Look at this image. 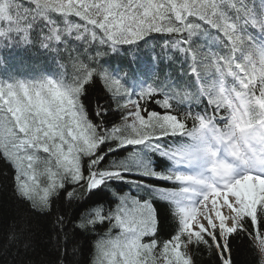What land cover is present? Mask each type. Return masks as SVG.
<instances>
[{
    "label": "snow or ice",
    "instance_id": "obj_1",
    "mask_svg": "<svg viewBox=\"0 0 264 264\" xmlns=\"http://www.w3.org/2000/svg\"><path fill=\"white\" fill-rule=\"evenodd\" d=\"M21 47L51 70L0 76V160L20 210L54 217L58 264L69 224L89 264H235L234 240L264 264V0H0V50Z\"/></svg>",
    "mask_w": 264,
    "mask_h": 264
},
{
    "label": "trees",
    "instance_id": "obj_2",
    "mask_svg": "<svg viewBox=\"0 0 264 264\" xmlns=\"http://www.w3.org/2000/svg\"><path fill=\"white\" fill-rule=\"evenodd\" d=\"M21 49L23 52H21L20 48H16L15 54L12 55L23 56L28 62L36 63L37 65H39L38 63H44V70H51L50 61L39 51L25 50L22 47ZM0 53L4 58V63L0 64V69L6 70L9 64L5 59L9 57V51L1 50ZM156 53L163 54L159 46L155 47ZM168 65L175 70L176 68L180 69L179 63L173 64L169 61ZM41 71L39 70L37 72ZM179 73L176 74L175 80L178 78ZM89 97L90 107L97 100L101 103H106L105 94L99 84L95 88L90 89ZM12 176L13 170L3 160H0V264H58V257L65 258L63 250L66 242L63 239V234L61 233V236L59 238L57 237L52 222L54 217H47L43 213L28 215L20 210L21 205L18 204L13 192ZM123 187L126 191L127 185ZM81 194H83L82 190ZM63 213L66 219L72 220L74 217V208L65 204ZM17 225H22L25 228L26 247L19 244H10L7 240L8 233L13 228H16ZM174 226V224L166 225L165 231H170ZM71 228L72 225L69 224V241L66 245V258L69 264H89L94 253V241L92 237L87 235L73 237L71 235ZM98 235L102 236L103 232ZM73 240L76 241L75 244L72 243ZM58 248L60 251H58ZM232 250L235 264H258L259 255L249 247L247 240L232 241ZM208 262L209 257L204 256L203 264H208Z\"/></svg>",
    "mask_w": 264,
    "mask_h": 264
},
{
    "label": "rangeland",
    "instance_id": "obj_3",
    "mask_svg": "<svg viewBox=\"0 0 264 264\" xmlns=\"http://www.w3.org/2000/svg\"><path fill=\"white\" fill-rule=\"evenodd\" d=\"M29 67L26 65H17V66H10L6 70L0 69V76L5 75L6 73L15 74L16 76H25L29 72Z\"/></svg>",
    "mask_w": 264,
    "mask_h": 264
}]
</instances>
